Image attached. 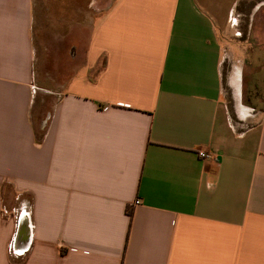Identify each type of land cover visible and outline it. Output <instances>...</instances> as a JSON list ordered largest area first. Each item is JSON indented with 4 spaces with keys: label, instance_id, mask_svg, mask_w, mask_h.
Wrapping results in <instances>:
<instances>
[{
    "label": "crops",
    "instance_id": "0c3cea01",
    "mask_svg": "<svg viewBox=\"0 0 264 264\" xmlns=\"http://www.w3.org/2000/svg\"><path fill=\"white\" fill-rule=\"evenodd\" d=\"M37 1L0 0V264H264V104L224 83L264 3L79 0L48 61Z\"/></svg>",
    "mask_w": 264,
    "mask_h": 264
},
{
    "label": "rangeland",
    "instance_id": "374dc122",
    "mask_svg": "<svg viewBox=\"0 0 264 264\" xmlns=\"http://www.w3.org/2000/svg\"><path fill=\"white\" fill-rule=\"evenodd\" d=\"M256 1L257 3H264V0ZM37 2L38 18L36 20L38 21V23L36 30L34 31V44L36 45L34 46L36 47V49H40V54H42L43 59L46 56L48 57V61H50L51 59H53V57H56V52L59 49L64 48V50L69 51V48L71 47L70 43H73L72 36L74 33H72V35H69L70 38L64 35L62 28L63 23L65 25L64 32L66 34L68 33L69 29L73 30L72 25L74 24V20H76L75 23H78V19H80V23L84 24V22L89 18L90 13H79L78 9H76L77 7H75V5H78L79 0H38ZM63 13H65L64 19H62ZM59 19L61 20V23H59ZM60 25L61 27H59ZM86 35V30L78 32V36L80 38L79 44L81 47H83ZM64 38L65 40H67V43L63 41ZM80 51L81 50H79V57H81ZM263 63L264 62L258 61V64H260V66ZM50 65L53 67L55 66L54 63H51ZM260 66L258 67L260 68ZM231 71L234 72V69H231ZM231 71H227L224 68V83L226 84V88L228 90L227 94L229 98L231 97V95L236 94L235 92H233V90L235 89V85H232V82H236L239 89L238 93L241 95V98L244 102L248 100L251 103L258 104L262 101V103L264 104V72L260 73L259 76H256V78L252 80V83L250 85L248 84V80H250L248 72H242L243 70H241L240 73L242 74L235 77L233 76V72ZM229 85H232L231 89ZM22 206L20 205V207ZM18 207L19 206L16 203H13L12 198L9 203H3L1 206V224L7 222L9 216L12 217L11 212H14V210H18Z\"/></svg>",
    "mask_w": 264,
    "mask_h": 264
},
{
    "label": "bare ground",
    "instance_id": "6f19581e",
    "mask_svg": "<svg viewBox=\"0 0 264 264\" xmlns=\"http://www.w3.org/2000/svg\"><path fill=\"white\" fill-rule=\"evenodd\" d=\"M26 232H27V223L21 222L19 224V229H18V232H17V239H16V237H15V239L18 240L19 237L22 238L26 234Z\"/></svg>",
    "mask_w": 264,
    "mask_h": 264
},
{
    "label": "built area",
    "instance_id": "2783aa9c",
    "mask_svg": "<svg viewBox=\"0 0 264 264\" xmlns=\"http://www.w3.org/2000/svg\"><path fill=\"white\" fill-rule=\"evenodd\" d=\"M198 157H199L200 159H203V160H210V159H211V156H210L209 154L204 153V152H202V151H199V152H198ZM134 204H138V202L135 201Z\"/></svg>",
    "mask_w": 264,
    "mask_h": 264
}]
</instances>
